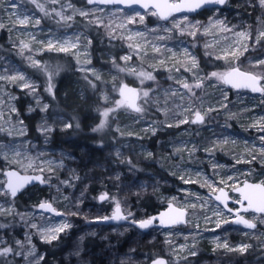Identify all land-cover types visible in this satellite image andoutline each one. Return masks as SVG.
<instances>
[{
	"label": "rangeland",
	"instance_id": "374dc122",
	"mask_svg": "<svg viewBox=\"0 0 264 264\" xmlns=\"http://www.w3.org/2000/svg\"><path fill=\"white\" fill-rule=\"evenodd\" d=\"M39 2L45 3L47 9L56 7L57 11L61 10L60 5L66 2L72 3L77 9L90 10L99 7L103 11L95 15L99 16L104 24L100 27L89 25L77 14L68 27L63 22L58 23V17L44 16L31 3L16 0L19 6L16 11L21 14V18L24 13L32 17L28 25L22 26L18 24L16 16L11 14L8 0H0V24L3 25L0 27V67H14L23 71L25 76L37 85L35 94H27V89L17 86L20 81H0V112L3 113L0 127L7 129L0 131V145L7 149V160L0 154V187H3L6 181L3 173L8 169L39 174L26 166L29 159L34 167L41 165L45 169H54L47 187L37 186L33 189L36 192L35 199H26L25 193L24 197L15 199L10 195L0 196V206L5 209L11 207L13 210V215L0 214V224L7 225L0 228V245L3 242L11 245L14 240L24 241L27 233H35L36 230L25 226V222L15 215L21 213L26 214L29 224L36 223L44 227L62 223L70 225L64 232L59 233V238H69L68 245L61 249L58 259L52 263L46 261V252L41 249L40 243L51 246L59 238L52 243H45L38 235L32 236L37 254L44 256L42 264H150L154 258L161 256L166 257L171 264L178 257L189 256V248L193 244L197 255L189 256L186 264H264V234H261L264 233V226L259 224L258 219L255 221L258 229L253 231L243 230L234 224L215 229L214 223L205 222L206 216L215 220L213 213L218 210L219 203L211 196L214 194L212 184L224 187L230 193L233 192V186H241L246 181L264 184V159H261L259 153V137L264 133L251 127L253 122L264 118V94L234 90L214 78L208 79V74L203 70V63L218 66L216 62L220 61L222 65L215 70L217 72L236 66L244 71L260 73V68L255 65L258 60L264 59V39L255 44L253 39L234 34L245 31L255 38L259 31H264V10L255 6L256 0H230L218 14L209 9L199 15H187L190 21H199L200 25L208 28V34L202 36L198 32L194 42L188 35L181 37L175 31H165L172 27V21L184 15L163 22L157 16L158 21L153 19L154 16L150 14L152 10L120 11L121 7L87 5L85 0H59L55 6L46 0ZM249 2L254 6L249 7ZM71 12L69 9L65 15ZM135 12L145 16L143 23L139 22V17L136 23L127 22V17ZM35 18H41L39 26H34ZM94 18L90 13L88 19ZM212 18L224 20L233 31L222 32L219 25H210ZM104 25H110V28ZM93 30L99 33L100 38L114 43L117 50H120L118 55L107 50L96 57L93 53ZM109 31L112 35L108 34ZM136 32H142L143 36H136ZM77 33L80 34L81 43L67 53L50 51L37 43L44 41L46 44L49 39L61 42L67 40L71 43L75 41ZM32 36L36 39L33 40ZM85 36L92 39L87 51ZM129 36L132 37L131 40L128 39ZM160 36L170 38L159 40ZM21 41L29 45L34 59L39 60L42 66H48L49 71L53 72L54 97L44 91L47 85L46 74L31 68L26 60L17 55ZM205 44L211 47L205 48ZM153 45L166 47H161L160 52H156ZM245 46L247 51H244ZM184 48H188L196 57V68L192 67L190 57L183 52ZM233 48H239L235 57L216 59ZM28 54L26 50L25 56ZM124 55H131V60L121 61L120 57ZM113 59L120 67L152 72L155 80L145 81L141 85L136 76L118 72L117 68L113 67ZM161 59L163 63L159 62ZM87 60H91V64H88ZM81 68H94L100 79L97 81L93 73L82 72ZM186 68L191 71H185ZM85 75L88 80H85ZM197 76L203 78V87L194 89L195 97L176 83L179 80L193 84ZM65 79L68 84L61 86L60 82ZM89 80L96 84L95 89L91 87ZM121 83L149 91V103L143 104L142 99L139 102V105L144 107V112L135 113L130 109L119 108L109 114L103 130L93 131L103 119L101 112L114 107L115 100L120 98L114 86L118 89ZM60 88L64 89L61 92L62 97L67 93H74L81 101L87 99V89L94 94L96 99L89 105L94 107L95 114L91 117L87 134L97 136L96 144L101 148L100 151L73 142L53 145L54 133L68 130L64 128L65 122H71L76 129L83 128L80 115L73 114L74 120H71L59 111L62 110L58 101ZM172 90H178L177 94L172 95ZM20 92L24 94L25 99L30 100L24 112L18 107ZM13 96L16 99H10ZM36 96L40 98L41 104L49 105L47 112H41L37 108ZM222 103L227 107L221 108ZM13 107L16 112L10 111ZM30 107L35 110L29 112ZM209 108L217 110L207 112ZM197 109L204 115L203 124L191 123L194 119L193 113ZM35 114L33 126L36 136H32L26 116ZM184 118H187L189 123L180 124L179 127H167L168 124L175 125L178 120ZM20 121H23V124ZM153 122L156 127L155 135L149 130V125ZM76 124H79L78 128ZM42 126H51L54 130L44 134L39 130ZM9 131L11 135H8ZM222 136L228 138L227 144L218 143L211 156L204 151ZM193 145L197 150L190 155ZM15 152L21 155L17 157ZM117 152L120 153L119 156L116 155ZM148 153H152V156L149 157ZM253 154L257 158L252 163H235L236 159H250ZM128 160L135 165L134 170L130 169ZM61 162L63 167L58 168ZM213 164L223 167L214 169ZM73 174L79 179L72 182V187L60 184L61 180L68 179ZM182 175L185 179L195 182L185 184L180 179ZM230 176L232 180L228 179ZM221 180H225L226 185H220ZM233 181H236L235 185ZM94 186L97 187L95 192ZM103 193H107L109 199L101 201L99 197ZM232 197L235 200L239 198L237 194ZM43 201L53 203L64 215L54 216L40 212L38 205ZM116 201L120 202L126 214L132 213L129 218L133 220L153 216L148 213V201L161 204V210L173 203L187 210V223L169 229L152 228L147 232L133 224L98 223L97 218L112 215ZM219 210L224 211L221 205ZM245 214L249 219H253L251 213ZM225 218L230 217L226 215ZM189 233H197L195 239ZM217 237L220 244L226 241L230 247L240 244H249L251 247L243 254L229 251L217 246L214 242ZM89 239H95V244H87ZM182 244L189 245V248L180 250L179 245ZM173 248L177 250L175 253ZM248 254L254 255L255 260L251 261ZM9 260L11 264H27L20 257L14 260L9 257Z\"/></svg>",
	"mask_w": 264,
	"mask_h": 264
},
{
	"label": "snow or ice",
	"instance_id": "6c2138e0",
	"mask_svg": "<svg viewBox=\"0 0 264 264\" xmlns=\"http://www.w3.org/2000/svg\"><path fill=\"white\" fill-rule=\"evenodd\" d=\"M28 2L31 3L35 9H38L41 13L44 14V16H53L58 17L59 22H63L64 25L70 27L71 24L70 21H73L75 15H79L83 17L89 25H96L97 27H100L104 24L103 20L96 16L95 13L103 11L99 7L95 9L90 10H84V9H77L74 7V5L70 2H66L65 4L60 5L59 11H57L56 7H51L50 9H47L45 7V3L39 2V0H22V3ZM47 3L55 6L59 3V0H46ZM11 14L16 16L17 22L19 25L26 26L29 24V22L32 20V17L28 15L27 13H24L22 18L21 14L16 11V9L19 7L16 3V0H8ZM85 3L87 5H124L127 8H133L135 6H139L144 9H150L151 15L157 16L161 20L168 21L169 18L174 13H195L198 12L201 9H210L213 11V13L218 14L223 6L228 4V0H179L178 3L176 2H169V0H85ZM249 7H252L250 2L248 3ZM255 6L261 8L264 10V0H256ZM71 9V14L65 15V12L67 10ZM120 11H124L123 8L120 9ZM90 13L95 17L94 19H88ZM148 13H145L147 15ZM137 17H139V22H144V15H141L139 12H135L132 15H129L127 17L128 23H136ZM172 27L165 29L166 32H173L175 31L178 36H184L188 35L192 38L193 42L195 41L196 35L199 32L202 36L208 34V28L203 27L200 25L199 21H190L189 17L187 15H184L180 17L179 19L172 21ZM41 24V18H35L34 26H39ZM210 25H219L220 31L222 32H232L233 29L229 28L224 20L219 18H212L209 21ZM3 25L0 24V27ZM106 28H110V25H104ZM203 29V30H201ZM109 35H112V32L109 31ZM235 35L239 37H243L245 39H253V43L259 44L262 39H264V31H259L256 34L255 38H252L248 32L245 31H239L234 33ZM136 36H143L142 32H136ZM170 37L166 36H160L158 37L159 40H165ZM32 39L35 40V36H32ZM129 40L132 39L131 36L128 37ZM37 43L41 44L43 47H46L50 51H58V52H64L67 53L71 49L77 48V46L81 43L80 40V34L77 33L75 37L74 42H69L67 40L61 42L59 40H51L49 39L47 43L45 44L44 41H37ZM84 43H85V51H87L88 46L92 44V39L88 36L84 37ZM193 46L195 44L193 43ZM129 47H132V45H129ZM161 47H166V45H153V48L156 52H160ZM205 48L211 47V45L205 44ZM28 51V55L25 56V51ZM247 46L244 47V51H247ZM139 51L137 46V52ZM239 51V48H233L231 51H225L223 56H217L216 59H227L229 56L235 57L237 52ZM183 52L190 57L192 67H197V61L196 57L189 51L188 48H184ZM17 55L21 56L24 60L28 62V65L31 68L43 71L46 74L47 77V85L44 89L45 92L50 94L54 97L53 92V85H52V79H53V72L49 71L48 66L41 65V62L37 59L33 58L32 50L29 47L27 43H24L23 41L19 44V51ZM131 55H124L120 57L121 61L127 62L131 60ZM2 60V58H0ZM160 63H163V60L161 59L159 61ZM88 64H91V60H87ZM256 67L260 68V73L255 74L250 71H241L239 67L233 66L230 67L228 70L223 72H217L213 71L210 74H208V79H215L220 82H222L225 85H230L234 89H248L253 93H261L264 94V59L258 60L256 62ZM113 67L117 68L118 72H127L129 75H134L140 80V84L142 85L145 81H154L155 76L152 74V72L145 71L143 69H140L137 71L136 69H126L124 67H120L115 63V60L113 59ZM179 71L180 69H176ZM58 71V69H57ZM81 71H87L93 73L95 79L98 81L100 79L99 75L96 73L94 68H88L84 69L81 68ZM185 71H191V69H185ZM0 81H6L8 83H15L16 81H20V83L17 85L20 89H27V94H35L37 91V85H35L34 82H32L29 78L25 76L23 71L17 70L14 67H0ZM85 80H88V76L85 75ZM89 84L93 89L96 88V84L92 83V81H88ZM178 85L184 90H187V93H189L192 97H195L196 93L194 89H202L203 87V78L196 77L195 82L193 84H189L188 82H181L176 81ZM114 90L118 91L119 93V99L115 100L114 107L106 108L101 112V116L103 119L101 120V123L99 124L98 128L93 129V131H101L106 126V121L111 112L116 111L119 108H126L131 109L132 111L136 113H143L144 107L139 105L137 103L138 100H143V104L147 105L149 103V91L143 90V89H137V88H131L125 83H121L118 89L115 88ZM178 90H172L171 94L176 95ZM10 99H16V97H10ZM107 99V97H105ZM224 99H227V94L224 95ZM35 103L37 108L41 112H47L49 109L48 104H41L40 98L38 96L35 97ZM221 108H226V104H221ZM35 109L29 108V112L34 111ZM187 110V109H186ZM217 109L209 108L207 112L215 111ZM11 112H16V109L13 107L10 109ZM205 113V115L207 114ZM194 119L191 120L192 124H203L205 122L204 115L201 114L199 109L194 111ZM3 117V113L0 112V118ZM21 124H23V121H20ZM189 123V120L187 118L178 120L175 125L168 124L167 127H179L180 124ZM155 122L153 124L149 125V130L152 132L153 135L156 133V127L154 126ZM73 127V124L71 122H65L64 128L70 129ZM76 127H79V124H76ZM251 127L256 128L258 131L264 133V118H261L258 121L253 122ZM42 133L47 134L51 133L54 129L51 126H42L39 129ZM0 131H7V129L0 127ZM119 131V129H117ZM23 130H21V135H23ZM8 135H11V132H8ZM261 141V145L259 148V153L261 159H264V135L259 137ZM228 138L227 137H218L217 141H214L213 144L210 147H206L204 149L205 152H207L210 156L214 152L216 146L218 143H224L227 144ZM195 145H193L192 149L190 150V155L196 151ZM179 151V149H177ZM0 154H3L4 159L7 160V149L5 146L0 145ZM15 156L19 157L21 154L19 152L14 153ZM117 156L120 155L119 152L116 153ZM148 156L151 157L152 153H148ZM257 157L255 154L251 155L250 159H244V158H238L236 159L235 163H252L253 160H255ZM130 169L134 170L135 165L132 164L131 160L127 161ZM51 164V162H49ZM28 168H33L34 171L39 172V175H21L19 171L16 170H9L3 175L7 177L6 181L4 182L3 187H0V196H6L10 195L11 197H16L17 193L23 189L27 184L33 183L38 181L40 184H49V182L52 179V174L54 172V169L52 167H48L45 169L41 165H33V162L31 159L28 160V163L26 165ZM63 167V163L61 162L58 166ZM212 167L215 169L217 167H223L222 165L213 164ZM47 173V174H46ZM119 177H117L118 179ZM79 179L78 176L72 175L68 179L61 180L60 184L67 187H72V182ZM180 179L185 183H193L195 181H192L191 179H185L184 176H180ZM229 180H232L233 178L230 176L228 177ZM225 180L220 181V185H226ZM236 181H233V185H235ZM214 189V199L215 201H218L219 204L217 205L218 210L213 213V216L216 217L215 220H211L210 217H205V222H212L215 224V229H220L223 227V225L228 224H236V225H243L246 229L250 230H257L258 225L255 222L257 219L259 220V224L261 226H264V185H252L245 183L244 188H238L233 186V191H238L240 193V197L234 201V203L237 205L236 208L229 207V197L228 194L225 192L224 187H217L215 184L211 185ZM59 191V189H57ZM211 198V197H210ZM67 199V197H65ZM99 199L101 201L109 199L107 193H103ZM175 199V197H173ZM206 203V202H205ZM223 206V210H219V206ZM195 205H193L194 207ZM203 207V203L201 204ZM39 209L44 210L46 212L55 214L56 216H63L64 214L57 210L53 206V203L49 201H43L40 202L38 205ZM251 213L253 216L252 220L245 219V216L242 213ZM7 214V215H13V210L11 207L5 209L2 206H0V214ZM173 213H175L173 215ZM15 215L19 216V219L23 222H25V226L29 227L30 229L36 230L35 233L29 232L26 234V238L24 241L21 240H14L12 244H8L7 242H3L2 245H0V264H11V261L9 260V257H11L13 260L16 257H20L22 260L26 261L27 264H42V261L44 260V256L42 254L38 255L36 252V246L32 243V236L38 235L41 240H43L45 243H52V241L57 240L59 238V233L64 232L67 228L70 227L68 223H62L53 227H44L43 225L38 226L36 223H27L26 214L21 213H15ZM185 213L183 211L177 212L176 209H174L169 203L168 211L161 212L159 216H151L148 218L140 219V220H132V223L137 225L140 229H148L151 226H153L157 221L161 225L165 226H174L177 224L187 223V221L184 220ZM228 216L230 218H225V216ZM132 216L131 212H128L125 214L122 209L119 201H116L115 203V211L110 217H99L98 220L101 221H109V220H128L129 217ZM7 227L6 224H0V228ZM215 229H208L211 231H214ZM246 235L248 233H245ZM264 234V233H261ZM189 235L193 236V239H195V236L197 233H189ZM187 239V237H185ZM167 243L171 244L172 241H166ZM218 247H224L228 249L229 251H236L241 254L245 253L251 245L249 244H240L236 247H230L228 243L225 241L223 244L219 243V237H217L216 241ZM15 247H14V246ZM186 248H189V245L182 244L179 245L180 250H184ZM177 250L173 248V252L175 253ZM197 251L195 250V245L193 244L191 248H189V256H196ZM189 256H183L178 257L177 259L173 260L171 264H186L188 261ZM31 257V259H29ZM151 264H170L169 260L164 259L163 257H157L154 258L151 262Z\"/></svg>",
	"mask_w": 264,
	"mask_h": 264
},
{
	"label": "trees",
	"instance_id": "16d2710c",
	"mask_svg": "<svg viewBox=\"0 0 264 264\" xmlns=\"http://www.w3.org/2000/svg\"><path fill=\"white\" fill-rule=\"evenodd\" d=\"M153 19L158 21V18L156 16H154ZM91 33L94 38L93 53L96 55V57L100 53L104 54V52H106L107 50L113 52L115 55H118L120 50H117V47L114 43L106 39L104 40L100 38L99 33L95 30H93ZM216 63L218 64V66H212L211 64L206 65L203 63V67H204L203 70L207 74H209L212 71L219 69L222 64L220 61ZM66 81H67L66 79L62 80L60 82V85L61 86H64V84L67 85L68 83H66ZM63 91L64 89L61 90V88L58 90V94H59L58 101H59V105L62 106V110H59V111H62L64 115L71 118V120H74L72 116L73 114L80 115L83 128L76 129L75 127H73L64 132L56 131L53 135V140H52L53 145L59 146L63 144L64 142H71V143L73 142L77 145L83 144L91 148L92 150L100 151L101 148H99L96 144L97 136L87 134V131L89 130V122H91L92 120L91 117L94 116L95 114L94 107H91L89 105L92 100L96 99L94 94L91 91H89V89H87L88 91L87 99L85 101H81L79 98L75 97L74 93H71V94L67 93L65 97H62L63 94L61 92ZM29 101L30 100L28 98L27 99L24 98V94L22 92L19 93L18 107L21 112H24L26 105L28 104ZM35 116L36 114L26 116L27 122L30 124V127H31L30 130H31L32 136L35 135L34 134L35 130L33 126V121L36 120ZM96 188L97 187L94 186L93 192L96 191ZM24 193L26 194V199L28 200H32L36 198L35 196L36 192L33 191V189H28ZM24 193L21 195V197H24L25 195ZM148 202L149 203L147 204V207H148V213L150 215H154L161 210L162 206L158 202H155V201L154 202L148 201ZM68 242H69V238L62 236L57 241L53 242L51 246L43 245L42 243H40L41 249L45 250L46 252V261L47 262L49 261L50 263H52V261L58 259L61 249L66 247V245H68ZM87 244H95V239H89ZM248 257L251 261L255 260V256L252 254H248Z\"/></svg>",
	"mask_w": 264,
	"mask_h": 264
},
{
	"label": "water",
	"instance_id": "95a60500",
	"mask_svg": "<svg viewBox=\"0 0 264 264\" xmlns=\"http://www.w3.org/2000/svg\"><path fill=\"white\" fill-rule=\"evenodd\" d=\"M229 1V0H228ZM169 2H173L172 0H169ZM179 1H177L176 3H178ZM93 6H112V7H114V6H120V7H122V8H126V9H140V10H142V11H144V12H147V11H150V9H144V8H141V7H139V6H135V7H133V8H127V7H125L124 5H112V4H109V5H93ZM224 7V6H223ZM205 10H209V9H201V10H199L198 12H195V13H183V12H180V13H174L170 18H169V20L168 21H165V20H161V21H163V22H169L173 17H175V16H182V15H190V14H199V13H202L203 11H205ZM241 71H244V70H242L241 69ZM126 84V83H125ZM129 87H131V88H137V89H139L137 86H134V85H132V84H127ZM227 86H229L230 88H232L230 85H227ZM234 89V88H233ZM235 90H237V91H243V90H245V91H249V92H251L250 90H248V89H235ZM253 93V92H252ZM256 94H260V93H256ZM139 101L140 100H138L137 101V103L139 104ZM131 110V109H130ZM134 112V111H133ZM9 170H16V171H19V170H17V169H8V170H6L5 172H7V171H9ZM20 172V174L23 176V175H39V174H27V173H23V172H21V171H19ZM6 179H7V177H6ZM245 183H248V184H252V185H264L263 183H259V182H251V181H246V182H244L241 186H238V188H244V184ZM35 186H38V187H40V188H45V187H47L48 186V184H40L38 181H36V182H33V183H30V184H27L23 189H21L18 193H17V195H16V197H14V198H18V197H20L28 188H32V187H35ZM225 190V192L228 194V197H229V207H231V208H233L232 206H237L235 203H234V201H235V199L232 197V195H234V194H237L239 197H240V193L238 192V191H233L232 193H230L228 190H226V189H224ZM214 194H218V193H214ZM214 194H211V196L214 198ZM13 198V197H12ZM218 202V201H217ZM219 203V202H218ZM171 205H172V207L174 208V209H176L177 210V212H179V211H183L184 213H185V215H184V220L185 221H187V210H185V209H182V208H179V207H177V206H175L173 203H171ZM222 206V205H221ZM223 207V206H222ZM168 208H169V205H168V207L167 208H165V209H162L161 211H159L158 213H156V214H154L153 216H159V214L161 213V212H165V211H168ZM121 209H122V211L124 212V210H123V208H122V206H121ZM39 211L40 212H43V213H45V214H51V215H54V216H56L55 214H52V213H49V212H46V211H44V210H41V209H39ZM59 211V210H58ZM114 211H115V209H114ZM125 213V212H124ZM250 213V212H249ZM113 214V213H112ZM126 214V213H125ZM175 213H173V215H174ZM243 215H244V213H242ZM245 216V215H244ZM108 217H110V216H108ZM245 219H249V218H247L246 216H245ZM132 220L133 219H131V218H129L128 220H120V221H116V220H109V221H101V220H98L97 222L98 223H100V224H105V225H124V224H133L132 223ZM249 220H251V219H249ZM182 224H184V223H182ZM182 224H177V225H174V226H165V225H161L158 221L153 225V226H151L150 228H148V229H140L137 225H135V224H133L134 226H136V227H138L140 230H142V231H144V232H147V231H149L150 229H152V228H162V229H169V228H173V227H175V226H179V225H182ZM235 226H237V227H239V228H242V229H244V230H247V231H253V230H250V229H246L243 225H236V224H234ZM161 257H163L164 259H166V260H168L166 257H164V256H161ZM152 262V261H151ZM151 262H150V264H151Z\"/></svg>",
	"mask_w": 264,
	"mask_h": 264
},
{
	"label": "flooded vegetation",
	"instance_id": "af4514ba",
	"mask_svg": "<svg viewBox=\"0 0 264 264\" xmlns=\"http://www.w3.org/2000/svg\"><path fill=\"white\" fill-rule=\"evenodd\" d=\"M35 187H37V186H35ZM35 187H32V188H28V189H34ZM28 189H27V190H28ZM20 197H21V196H20ZM18 198H19V197H18Z\"/></svg>",
	"mask_w": 264,
	"mask_h": 264
}]
</instances>
